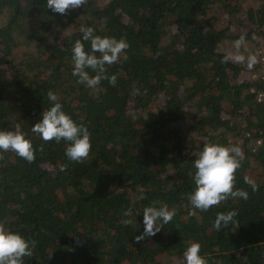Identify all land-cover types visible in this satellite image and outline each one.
Here are the masks:
<instances>
[{"label":"trees","instance_id":"obj_1","mask_svg":"<svg viewBox=\"0 0 264 264\" xmlns=\"http://www.w3.org/2000/svg\"><path fill=\"white\" fill-rule=\"evenodd\" d=\"M82 24L127 40V58L105 66L114 85L71 75ZM241 35L244 54L264 44V0H87L63 16L46 0H0V129L18 124L34 149L31 162L0 152V226L34 245L24 264H183L192 241L208 264H264V105L251 91L264 70L259 55L250 69L246 56L222 62ZM49 90L89 131L79 163L30 131ZM212 142L241 148L233 187L248 199L201 211L187 200L192 161ZM148 204L176 214L136 241L142 212L124 211ZM232 209L238 226L217 231L216 213Z\"/></svg>","mask_w":264,"mask_h":264},{"label":"clouds","instance_id":"obj_2","mask_svg":"<svg viewBox=\"0 0 264 264\" xmlns=\"http://www.w3.org/2000/svg\"><path fill=\"white\" fill-rule=\"evenodd\" d=\"M87 0H46V8L61 16L67 10L82 8ZM80 33L71 46V75L77 82L90 89H96L101 80H107L114 85L116 74H107L106 65L127 58L125 50L129 47L123 37L116 38L110 35L96 34L89 25H80ZM245 37L241 35L233 41L234 52H229L222 58V62L233 60L243 62L245 57L240 54ZM87 42L88 47H85ZM256 63L255 55H248L247 67L250 69ZM48 106L42 108L39 119L32 123L30 131L41 140L64 141V155L69 161L77 163L86 159L91 147L90 134L83 123L74 121L63 110V105L56 92H47ZM13 152L16 156L27 162L34 159V149L31 139L20 129L13 125L12 128L0 129V152ZM242 151L238 145H222L219 143H205L192 161L194 171L191 173V190L187 193V200L193 209L207 211L210 207L218 205L221 201L231 197L247 200L248 191L234 188V174L240 167ZM244 183L252 191L258 188L251 177L245 175ZM136 200L143 199V194L136 196ZM142 212L143 231L134 237L136 241L153 236L162 227L169 224L176 214L175 208L167 204H148L140 209L129 207L124 211L126 216L137 215ZM235 209L217 212L213 227L220 231L229 225H236ZM127 223V221H126ZM238 225H236L237 227ZM34 245L20 232L0 226V264H24L26 257L33 256ZM183 264H208L207 259L200 252L198 241L188 243L183 249Z\"/></svg>","mask_w":264,"mask_h":264},{"label":"built area","instance_id":"obj_3","mask_svg":"<svg viewBox=\"0 0 264 264\" xmlns=\"http://www.w3.org/2000/svg\"><path fill=\"white\" fill-rule=\"evenodd\" d=\"M259 60H264V55H260ZM261 72L264 70V64H260ZM263 74V73H262ZM251 91L255 93V100L264 105V89L254 90L251 88ZM260 143V140L256 141V144Z\"/></svg>","mask_w":264,"mask_h":264},{"label":"rangeland","instance_id":"obj_4","mask_svg":"<svg viewBox=\"0 0 264 264\" xmlns=\"http://www.w3.org/2000/svg\"><path fill=\"white\" fill-rule=\"evenodd\" d=\"M259 45V44H258ZM260 45L261 46H257L254 50V52L252 53V52H246V54H244L243 52H240V54H242L243 56H246V57H248V55H250V54H252V55H255V57L256 56H258L259 55V57H260V55H264V44L263 43H260ZM259 59V58H258ZM260 62V64H264V60H259ZM2 75H4V74H2Z\"/></svg>","mask_w":264,"mask_h":264}]
</instances>
